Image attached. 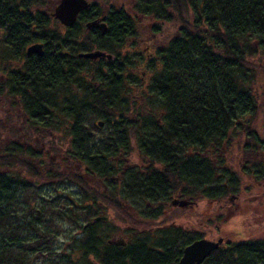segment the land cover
Returning a JSON list of instances; mask_svg holds the SVG:
<instances>
[{
    "label": "trees",
    "instance_id": "trees-1",
    "mask_svg": "<svg viewBox=\"0 0 264 264\" xmlns=\"http://www.w3.org/2000/svg\"><path fill=\"white\" fill-rule=\"evenodd\" d=\"M56 1L0 0V98L9 107L6 123L32 119L34 127L46 129L45 136L53 141L61 138L65 144L62 162L49 164L43 174L33 153L28 157L23 147L4 144L7 127L0 119V167L17 168L27 176L0 171V264H28L29 248L38 254L47 251L43 242L50 240L48 234L60 230L64 221L73 222L77 211L91 222L79 243L85 260L95 249L97 224L92 216L99 209L97 199L112 207L110 194L133 214L122 211L128 225L139 227L142 219L157 215L152 205L171 195L201 193L208 200L223 201L237 194L241 184L264 177V139L255 127L258 112L264 111L260 79L264 78V0H123L124 5L109 9L104 34L97 29L82 32L79 24L69 28L70 33L59 34L41 9ZM99 14L100 8L93 5L80 17L90 20ZM143 21L151 23L144 31ZM163 24L174 32L162 29ZM142 36L155 50L146 63L154 70L147 85L153 98L144 93L137 108L127 98L133 92L124 74L131 61L121 50L126 40ZM35 41L44 43L41 56L25 52ZM93 49L111 54L112 59L91 62L73 57ZM88 115L100 118L107 129L98 142L91 141L89 129L97 132L100 119L90 126L85 123ZM9 128L19 132L18 125L13 128L11 123ZM30 136L29 132L25 139ZM190 150L192 156L186 155ZM121 152L129 162L135 160L115 181L110 178L119 173ZM85 175L104 179L105 185H113L111 191L91 196ZM69 181L81 195L61 187ZM42 183L55 184L53 198L60 204L44 203L38 210L29 206L18 214L23 210L19 189L31 190L24 195L31 203L40 195L37 188ZM139 199L149 204H138ZM27 212L40 219L55 216L45 219L41 243L31 246L25 243L28 231L34 232L40 222L37 217L29 221L22 217ZM258 246L230 243L207 263L244 264L245 257L264 264ZM96 253L101 264H156L154 251L138 240L123 247L106 244ZM235 253L240 260L232 258ZM47 258L49 264H76L69 255L55 260L49 253Z\"/></svg>",
    "mask_w": 264,
    "mask_h": 264
},
{
    "label": "rangeland",
    "instance_id": "rangeland-1",
    "mask_svg": "<svg viewBox=\"0 0 264 264\" xmlns=\"http://www.w3.org/2000/svg\"><path fill=\"white\" fill-rule=\"evenodd\" d=\"M110 5L121 6V5H124V1L123 0H102L101 8L107 9V7H109ZM187 15H189L188 11L186 12V16ZM84 22L85 21H82L79 23L80 24L79 29L82 30V32H84L86 30V28L84 26ZM147 23H148V21H143L141 23L142 24L141 27H143V28H141L142 31H144V28L146 27V25L151 24V23H148V24ZM51 28L56 30L59 34H64V33L68 34L71 32L70 30L64 29L62 24L56 19L51 20ZM162 29L167 30V32L169 34L174 32L173 27H170V25L166 26V24H163ZM144 35H145V33H144ZM145 36H142V37H144L142 39H141V37H139V38H136V40L135 39L126 40L125 46L121 50V53H123V54L125 53V55H127L129 60L131 61V63H129V65L126 67L127 71L124 74L126 85L127 86L129 85L128 87L131 88L132 92H133V93L127 94V98H129L132 103H133V101H135L136 103H134V105L138 106L137 108H139V103L137 101L140 99V97L144 93L148 97L153 98V96L150 94V91L148 90L147 85L150 82L151 76L153 77V75H154V70L148 64H146L144 57L146 55H148L149 53H151V54L155 53V50L152 47L151 41L150 40L148 41V39H146L147 36L146 37ZM157 63H159V62L157 61ZM9 66L12 67L13 64H10ZM142 72H145V74L142 75ZM88 79L91 80L90 82L93 81L92 78H88ZM260 79H263V82H264V78L260 77ZM140 80H143V82H141ZM261 84H263V83H261ZM75 91L78 95H80L81 92H80L78 86H76V85H75ZM64 92L65 91L63 89L61 91V94H63ZM83 93H84V91H83ZM154 100H155V98H154ZM154 105H156V103H154L152 106H154ZM130 106H131V104H130ZM5 107L6 106L3 105V109ZM14 108L16 109V107H14ZM5 111L6 110H4V112L2 111V113H5ZM263 112L264 111L261 108V111L258 112V115L255 118V127H256V130H257V133H258L260 139H264V126H263L264 113ZM2 113L0 114V119L6 120V116H4ZM98 119H100V118L94 119V118H92V116L88 115L85 123H87L90 126H93L91 124L95 123ZM33 124L34 123L27 124V125H30L29 127L26 126L25 124L22 125L21 127H19V132H17V134H16L18 137L17 139L12 140V138H10L8 140V135H6L7 138H5V139L2 138L4 144H10V142L13 141L14 146L23 147L24 149L28 148L29 146H27V144L23 143L22 139H23V136L27 135L30 132L32 135V138L30 139V141L33 142V140L35 139L34 135L37 136L36 131H34L35 125H33ZM97 128H98L97 132L95 131L94 127H91L89 129V131L93 134V135H91V137H92L91 141H93V142H96V141L98 142V141L102 140V138H104V136L107 133V129L104 125L101 127H97ZM26 132H28V133H26ZM5 134H8V133L6 132ZM40 137H42L44 139L42 140V138H40ZM37 138H40L41 141L46 140V144H47L46 148H50V149L55 150V151L49 152V153L54 154L51 156H55V154L56 155L59 154V156H60V153L62 152L63 147L65 145L61 141V138L56 140V141H53L50 137L45 136V134L42 131L40 132L39 137L37 136ZM47 141H53V144H51ZM32 144L34 145V142ZM39 145L40 144L38 143L37 148H39ZM48 151H50V150H48ZM250 154L254 156L253 152H251ZM31 158H33V157L31 156ZM54 158L57 159L56 157H53L51 160L55 161ZM33 159H34L33 161H36L37 157H35ZM47 159H49V155H48ZM134 160H135V158H131L130 162H134ZM247 160L250 161L251 160L250 157ZM47 162H50V161L47 160ZM30 163L33 164L32 161H30ZM53 164H50V166H53ZM123 165H124V163L121 160V163L119 165V169L122 168ZM4 171H8V172L13 171L14 174L23 173V170L18 171V169H16V171H15V170H9L6 168V169H4ZM85 176H86V180L88 181L87 183L89 186V190H91V192L89 191V194L91 196H93L92 193L97 194L98 196L100 194H102L103 193V187L105 185V180L102 178L101 179H96V178L93 179L89 175H85ZM31 180L34 181L33 178ZM40 182H44V181L41 180ZM251 183H260V189L262 191H264V177L261 179L254 180ZM247 184H250V183L248 182ZM42 187H43V189L41 190L42 195L40 194L38 196V198L36 199V201L34 198L31 201V203L26 202L24 200V195H25L26 191H31V190H27V189L19 190V191H21L20 202L22 203L23 210L20 209L21 211L18 214L25 212L29 208V206L33 210H35V209L38 210L39 208H41L43 206L42 204H44V203L53 204L54 206L55 205L58 206V204H60V200L58 201L56 199V197L53 198V194L54 193L56 194L55 189H54L55 184L53 185V183L52 184L46 183V184H43ZM61 187H66L65 191L81 195L79 187L70 181L67 182L66 184H62ZM29 196H31V195H29ZM230 197H231L230 195L227 196L226 199L223 201H208V202H206L205 200H202L201 198H198V199H196L197 202L199 203L197 213L198 214L200 213L202 215H198V216L193 215V216H190L188 218L187 214L190 213V209L185 208V209H181L183 211H181V212L179 211V214H182L186 218L180 217V220L182 222H186V223L187 222L192 223L193 220H195L196 223L199 225V227L201 226L202 229L206 230V234H204V236L208 237V238H214L217 235H219V236L222 235V237L225 238L226 241H230V240L233 241L234 239L244 238L245 236H249V235H251V236L252 235L264 236V232H262L260 229H258L257 227L254 228L251 224H247V222L244 220L243 216L240 217V216L234 215L236 218L229 216L230 214H232V213H229L230 210L233 211V213H234L235 212L234 208L236 206V204H234L233 201H231L232 203H229ZM97 200H98V204H99V202L102 201L100 199H97ZM109 201L113 202L112 207H111V205L106 204V206L102 209V211L108 212L109 222L106 225L100 224V226L96 227V229H95V236L101 238V246L102 247H103V245L107 244L106 241L109 238L108 236H112L113 234H115L118 231V229H123L126 226L125 223H127V222L124 220V212H122V211L129 212L130 214H132L126 208V206L124 204L116 203V201H118V198L115 197L114 195L110 194ZM105 202H107V201H105ZM239 203L243 204L244 201H239ZM116 205H120V206H116ZM102 211L99 210V212L98 211L93 212V215H96L98 213H102ZM173 212H175V211H173ZM33 213H35V212H33ZM191 213H193V212H191ZM36 214H32L30 212H27V213H24L25 216H22V217H25L28 221L29 220H35L36 217L39 218ZM175 214L179 215L177 212H175ZM75 215H76V219L73 222L64 221L59 226L60 230L57 229L58 232L56 230V233H54V234L52 233V231L49 234L47 232L44 234V235L48 234L50 236V240H48L47 242L45 240L43 242V246L46 248L47 251H43L40 254H38L35 252H31V248L28 249V251H29L28 254L32 258V261L29 262L28 264H49V263H47V261H48L47 255L49 253H51V256H53L55 258V260H58L61 256L69 255L70 256L69 259H71L72 262L74 261L76 264L77 263H80V264H90L91 263V258H92L91 254L89 256H87L86 259L84 260L82 258L83 255H81V250L79 249V243H80V239L82 237V234H83V232H85L86 229L89 228V225H91L90 224L91 222L88 221L89 218L87 219L85 214H83V216L82 215L80 216L79 211L75 212ZM54 217L55 216H53L52 214H48V215L42 217V219L39 218L40 223L35 225V231L34 232L28 231L29 234L27 235V240H25V243L28 246L35 245L39 242L41 243L40 238H41V232L45 229L44 228L45 227V223H44L45 219H55ZM148 221H149V219H142L141 223H144V225L149 227L151 225H148ZM59 222H61V221H59ZM132 227H134V226H132ZM134 228H136V227H134ZM196 228H197V230L199 229L198 226ZM36 231H37V233H35ZM118 232L120 233V231H118ZM24 235L26 236V234H24ZM135 236L136 235L134 233L127 234V242L131 243V242H135L136 240H138L140 242H147V244L152 246V245H155L156 243H158V241L160 240V239L159 240L157 239L156 235H153L152 237L144 236V237H140L138 239ZM163 238H161V239H163ZM149 240H150V243H149Z\"/></svg>",
    "mask_w": 264,
    "mask_h": 264
},
{
    "label": "flooded vegetation",
    "instance_id": "flooded-vegetation-1",
    "mask_svg": "<svg viewBox=\"0 0 264 264\" xmlns=\"http://www.w3.org/2000/svg\"><path fill=\"white\" fill-rule=\"evenodd\" d=\"M87 1L90 4L87 9H89L93 5H96L97 7L100 8V14L93 19L86 20L84 17H82V16L80 17V15L83 11L82 10L78 13L76 21L69 26L64 25L63 23H61V21H59L58 19L51 16V13L53 12V9H54L55 5L57 4L58 0L55 3H53L51 6H46V7H43L42 9L48 16H50L51 19L58 20L62 24L64 29H66V30H69V28L73 27L74 25L79 24L82 21H85L84 26H85L86 30L87 29H97L101 33V29L99 27L87 28V23L96 20V21H98V23H97L98 25H101L104 23V25H105L104 30L106 31V29L108 27L106 18H107V15H108L107 13H108L109 9L113 6L114 7H120V6L110 5L109 7H107V9L106 8L103 9V8H101L102 0H87ZM87 9H84V10H87ZM77 27H80V24ZM148 41H149V39H148ZM36 42H39L42 44V49H43V53H44V49H45L44 43L41 41H35L33 43H36ZM31 44L32 43H30L29 45H31ZM29 45H27V46H29ZM27 46H26V48H27ZM25 52H26V50H25ZM30 54H36V53H30ZM30 54H27V55H30ZM36 55H38V54H36ZM41 55H38V56H41ZM73 57L83 58V57H79L78 55H75ZM144 58L146 59L145 62L147 63L148 60H150L149 54ZM84 59H86V58H84ZM90 61L92 62V61H96V60H90ZM144 74H145V72H142V75H144ZM12 106H10V108ZM0 108H1V110H6V111L9 110L8 106H6L3 109V100L1 98H0ZM18 111H20V110H18ZM18 111H17V113H21ZM2 114L4 115V113H2ZM56 121H60V120H56ZM43 122H45V121H43ZM2 123L6 124V127H7L6 132H8V140L10 138H12V140H14V139H17L18 137H17V135H14L12 132L16 133L17 131L16 130H10L9 126L11 123H12L13 128L16 125H18V130H19V127H21V125H23V124L27 125L30 123H34V121L32 119H29V118L28 119L20 118L18 120L13 119V121H11V123L8 124V123H6V120L3 119ZM44 130H46V129H44L43 127H39V126L34 128V131H36V134H38V131L41 132ZM34 137H35V139L33 140V142H34V145H33L32 144L33 142L30 141V139L32 138V135L30 136V139H25V136H23L22 142L27 144V146H29L28 148L24 149V151L27 152L28 157H30L31 153H33L35 155L34 158L37 157L35 162H36V164L40 163V166L38 168L40 171H42L43 174H45L47 169L49 168L48 167L49 164L60 163V162H62L63 158H60L59 154H57V155L55 154V156H51L54 154L49 153V152H51L53 150L50 148H46V146H47L46 141L45 140L41 141L40 138H37L36 135H34ZM11 142H13V141H11ZM38 143L40 144L39 148H37ZM0 145H2L1 142H0ZM29 150H31V151L29 152ZM48 150H50V151H48ZM137 152H138V154L140 153L138 151V147H137ZM185 153H186V155H190V156H192V154H193V153H191V150L186 151ZM48 155H49V159H47ZM120 155L122 157V161H123L124 165L120 169L117 167V170L119 171V173H117V176L110 178V179L115 180V181H119V176L122 173H124L125 170H127L131 165H133V162H129L128 159L126 158V155H123V152H121ZM139 155H141V154H139ZM53 157H56L57 159L54 158L55 161H52L51 159ZM47 160H49L50 162H47ZM4 169H6V168L0 167V171L1 170L4 171ZM16 169L17 168H13L12 170L16 171ZM24 174H25L24 172L21 174H14L13 171H11V175L14 177L16 175L17 176L22 175V176H20V178H26L27 176H26V174L25 175ZM28 178H30V177H28ZM92 178L94 179L96 177L92 176ZM96 179H99V178H96ZM29 180H31V178ZM43 184H46V183H43ZM43 184H40L39 187L37 188L38 192L41 195H42L41 190L43 189V187H42ZM121 186H123V185L121 184ZM111 187H113V185H111V184L110 185H104L103 192H106V191L110 192ZM22 189L23 188H21L19 190H22ZM198 198H201L202 200H205L206 202L213 201V200H208L201 193L199 195H196L195 197H192V195H190V194L189 195H183L181 193H176L174 195H171L168 201H159V202H156L155 205H152V207L154 209H157L158 213L154 218L149 219L152 221L151 226L147 227L146 225H144V223H141V225H139V227L134 228L131 225H128L127 223H125L126 226L123 229H118V231H120V233L117 231L112 236H108L109 238L107 239L106 242L108 245H113L116 247H120V246L123 247V246H126V244L128 243L127 242V234H129V233L130 234L134 233L136 235L135 237H137V239L140 237H144V236L152 237L153 235H156L157 239L158 240L160 239L158 241V243H156L155 245H152V246H150L148 244L150 246L151 250L154 251V253H155L156 264H161V263L162 264H179V261H180L181 257L183 256L184 249L188 245L192 244L194 241L200 240L203 238L214 240L217 237H222V235H220V236L217 235L214 238L205 237L204 234H206V230L202 229L201 226L199 227V225L196 223L195 220H193L192 223L191 222L186 223V222H182L180 220V217L186 218L182 214H179V211L181 212V211H183L181 209H185V208L190 209V213L187 214L188 218L190 216H193V215H197V216L202 215L200 213L199 214L197 213L199 203L197 202L196 199H198ZM175 199H179V200L185 199V200L189 201V203L185 206H180L178 203L173 205L172 201ZM229 201H230L229 203H232L231 201H233V203L236 204V206L234 208L236 213L235 212L233 213V211L230 210L229 213H232V214H230L229 216L234 217V218H236L235 216H240V217L243 216L244 220L247 222V224H251L254 228L257 227L262 232H264V191H262L260 189V183L241 184L240 189L237 192V194L231 195ZM239 201H244V203L243 204L239 203ZM101 202H99V209H97L98 212H99V210L102 211V209L106 206V203H104L103 201H101ZM116 203L124 204L122 202V200H120V199H118V201H116ZM137 203L138 204L143 203L146 205L149 204L148 201L143 200V199H141V200L139 199L137 201ZM173 211L177 212L180 216L176 215L175 212H173ZM105 212L108 213L107 211H102V213H98V214L92 216V223H94V224L96 223L97 225L93 229V236H94L93 241L95 243V245H94L95 249L91 253L92 258H91L90 264H101L98 261V258L96 255L97 254L96 251L100 252L102 249L101 245H100L101 248L98 246V244L101 240H99V237L95 236V229H96V227L100 226V224L101 225L108 224L109 215H108L107 220H96V218L98 216H102ZM191 212H193V213H191ZM155 213H156V211H155ZM197 226L199 228L198 230L196 228ZM121 238L125 239V241H126L124 245H115L112 243H108L109 240L121 239ZM161 238H163V239H161ZM149 243H150V240H149ZM230 243L237 244V245L245 244V243H247V244H258L259 245L257 248L258 251L260 253L264 252V236H254V235L251 236V235H249V236H245L244 238L234 239L233 241L232 240L226 241L225 238H223V243L218 248L212 250L209 253V255L206 256L203 259V261H201L199 264H209V263H207V261H209L211 258L212 259L215 258V256H216L215 251H217V250L220 251L221 249H227V244H230ZM146 244H147V242H146ZM237 248H239V247H235L234 249H237ZM234 249L232 248V251ZM232 258L235 261H237V260L241 259V255L238 253H235V254H233ZM244 260H248L247 262L243 261L244 264H255L254 261L247 259L245 257H244ZM256 264H263V263L261 260H259L258 262H256Z\"/></svg>",
    "mask_w": 264,
    "mask_h": 264
},
{
    "label": "water",
    "instance_id": "water-1",
    "mask_svg": "<svg viewBox=\"0 0 264 264\" xmlns=\"http://www.w3.org/2000/svg\"><path fill=\"white\" fill-rule=\"evenodd\" d=\"M89 2L87 0H58L55 5L51 16L58 19L64 25H71L76 21L77 15L80 11L87 9L89 7ZM98 21H92L87 23V28L90 27H99L101 29V33L104 34V23L101 25L97 24ZM26 53H36L41 55L43 53L42 44L39 42L33 43L26 48ZM79 57L97 60L101 58H105L107 60L112 59V55L106 53L102 50H92L87 52H81L78 54ZM98 125H102L101 121H98ZM178 203L180 206H185L189 203V201L185 199H175L172 201V204L175 205ZM108 214L105 212L102 216H98L96 220H107ZM108 243H112L115 245H124L125 240L121 239H113L109 240ZM223 243L222 237H217L214 240L211 239H200L194 241L192 244L188 245L183 252V256L181 257L179 264H199L203 259L209 255V253L218 248Z\"/></svg>",
    "mask_w": 264,
    "mask_h": 264
}]
</instances>
